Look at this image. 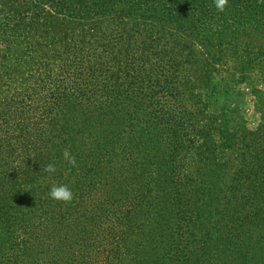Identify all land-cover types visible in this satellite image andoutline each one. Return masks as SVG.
<instances>
[{"label":"trees","instance_id":"trees-1","mask_svg":"<svg viewBox=\"0 0 264 264\" xmlns=\"http://www.w3.org/2000/svg\"><path fill=\"white\" fill-rule=\"evenodd\" d=\"M116 3L0 0V264H264V125L216 88L264 0Z\"/></svg>","mask_w":264,"mask_h":264},{"label":"rangeland","instance_id":"rangeland-1","mask_svg":"<svg viewBox=\"0 0 264 264\" xmlns=\"http://www.w3.org/2000/svg\"><path fill=\"white\" fill-rule=\"evenodd\" d=\"M115 1L117 2L115 5H117L123 0ZM129 8L127 6L126 10L128 11ZM137 13L139 14V12ZM246 23L247 25H243L242 29L245 32H239L237 35L243 37V41L251 42L248 27L249 25H253V23ZM118 31L116 29V32ZM195 48L198 51H202L198 45H195ZM250 49H252V52L257 53V48H253L252 45L248 48L247 52ZM232 53L233 50H226L223 55L224 60L221 64H218V69L221 71L218 74V78H216V88H219L220 85L228 87V91L232 95L228 100L230 102L229 109L230 111L232 109L238 110L237 114L233 115L234 112H232L233 114L229 115V127L239 126L248 131H254L260 124L264 125V55L255 54L256 58L250 61V64H248L249 68L246 71H236L234 67H228L229 57Z\"/></svg>","mask_w":264,"mask_h":264},{"label":"clouds","instance_id":"clouds-1","mask_svg":"<svg viewBox=\"0 0 264 264\" xmlns=\"http://www.w3.org/2000/svg\"><path fill=\"white\" fill-rule=\"evenodd\" d=\"M212 2L217 12H223L228 4V0H212ZM63 159L73 167L77 165L76 158L67 150L63 152ZM45 171L49 174L55 173L56 167L54 164H48L45 166ZM48 195L51 199L64 203L71 202L73 199V191L66 184H53Z\"/></svg>","mask_w":264,"mask_h":264}]
</instances>
